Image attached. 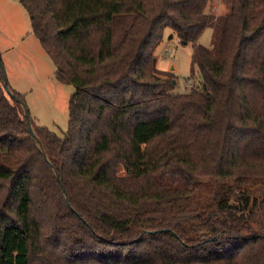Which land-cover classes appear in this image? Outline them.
Instances as JSON below:
<instances>
[{
    "label": "trees",
    "instance_id": "obj_1",
    "mask_svg": "<svg viewBox=\"0 0 264 264\" xmlns=\"http://www.w3.org/2000/svg\"><path fill=\"white\" fill-rule=\"evenodd\" d=\"M211 1L18 0L74 90L32 135L0 67V264H264V0ZM165 27L194 89L156 67Z\"/></svg>",
    "mask_w": 264,
    "mask_h": 264
},
{
    "label": "rangeland",
    "instance_id": "obj_2",
    "mask_svg": "<svg viewBox=\"0 0 264 264\" xmlns=\"http://www.w3.org/2000/svg\"><path fill=\"white\" fill-rule=\"evenodd\" d=\"M208 8L216 15L227 11L221 0H212ZM211 34L212 29L205 28L197 43L209 46ZM192 49V43L181 45L170 28L163 29L153 55L157 69L176 81L173 92L196 88L197 75L191 78ZM0 63L9 90L23 95L30 117L61 134L67 127L68 99L74 86L55 79V67L33 36L28 13L18 0H0Z\"/></svg>",
    "mask_w": 264,
    "mask_h": 264
},
{
    "label": "water",
    "instance_id": "obj_3",
    "mask_svg": "<svg viewBox=\"0 0 264 264\" xmlns=\"http://www.w3.org/2000/svg\"><path fill=\"white\" fill-rule=\"evenodd\" d=\"M0 67H1V73H2V78H3V86H4V88L6 89V91L9 92V94H10L11 97H12L13 94L10 92V90H9V88H8V85H7V82H6V79L4 78V72H3V69H2V65H1V63H0ZM23 107H24V112H25V118H26V120H27V122H28L29 130H30L31 134L34 135V133H33V131H32V128H31V126H30V124H29V116H28L27 110H26L25 106H23Z\"/></svg>",
    "mask_w": 264,
    "mask_h": 264
}]
</instances>
